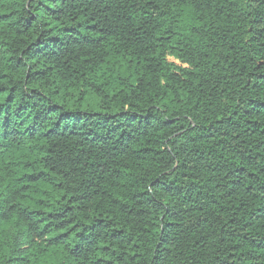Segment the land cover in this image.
<instances>
[{"label": "trees", "instance_id": "16d2710c", "mask_svg": "<svg viewBox=\"0 0 264 264\" xmlns=\"http://www.w3.org/2000/svg\"><path fill=\"white\" fill-rule=\"evenodd\" d=\"M0 264H264V0H0Z\"/></svg>", "mask_w": 264, "mask_h": 264}]
</instances>
